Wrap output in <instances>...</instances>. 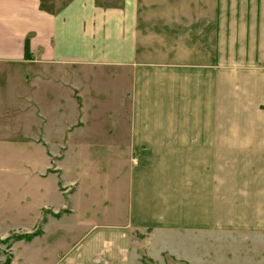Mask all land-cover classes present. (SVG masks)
Returning a JSON list of instances; mask_svg holds the SVG:
<instances>
[{
	"label": "crops",
	"instance_id": "obj_1",
	"mask_svg": "<svg viewBox=\"0 0 264 264\" xmlns=\"http://www.w3.org/2000/svg\"><path fill=\"white\" fill-rule=\"evenodd\" d=\"M56 1L0 0V143L16 114L3 77L15 74L32 89L33 142L49 158L37 176L55 173L50 122L57 86L67 89L78 116L90 107L103 123L95 141L75 147L118 155L111 194L120 196L90 205L69 243L74 207L55 216L40 203L54 216L42 211L39 233L26 242H64L51 264H216L215 236L263 234L264 0ZM98 73L117 80L115 96L82 100V75ZM61 144L66 151L68 140ZM112 200L122 209L109 214ZM183 234L192 248L176 243Z\"/></svg>",
	"mask_w": 264,
	"mask_h": 264
},
{
	"label": "rangeland",
	"instance_id": "obj_2",
	"mask_svg": "<svg viewBox=\"0 0 264 264\" xmlns=\"http://www.w3.org/2000/svg\"><path fill=\"white\" fill-rule=\"evenodd\" d=\"M57 1L54 4L65 0ZM27 65L26 63L22 64L25 69L24 78L29 82L30 78L28 79L26 76H31V74L30 70H26L28 69ZM68 78L69 75H62L59 83H68ZM78 80L80 79L77 77L76 83ZM116 81L112 76L109 78L101 73L89 76L83 74L82 80L79 81L83 85L79 91L83 97L82 100L89 101L92 97L94 99L97 97V93L102 95L100 97L103 98L100 99L108 98V94L114 97L115 92L112 89ZM3 82H9L8 88L4 91L6 105L10 111L15 107L16 114L14 121L7 118L6 126L3 128V141L0 143V182L3 183L0 185V264H51L55 260L54 258L60 256L61 245L64 242L69 243L82 230L84 224H80L81 217L90 205H94L95 209L100 207L101 199L120 196L119 191L111 194V186L114 183V163L118 162L119 158L118 155H105L104 157L95 149H92V153L78 152L79 148L77 149L75 145L83 146L85 142L95 141L97 135H100L103 123L101 118H98L99 112L90 107L87 109L88 112L78 116L75 102L69 98L68 90L57 86L54 98L55 116H51L53 120L50 122L52 137L51 143L48 145L49 150L57 149V152L53 154L56 156L53 161L56 165L51 170L55 173H50L45 178L37 176L38 172L42 173L48 167L49 158L45 154V147L33 142L32 133H35L36 137L38 136L35 132L38 125L34 124L31 109L27 108L28 101L33 95L32 89L31 87H22L15 74L9 76V80L8 77H3ZM11 100H13L12 103ZM50 100L53 101V98ZM8 114L10 115V112ZM78 119H81L84 125L71 128V124H75ZM64 130H67L66 134H63ZM66 140L69 144H66L68 147L64 151L60 149V146ZM58 150L61 151L58 152ZM62 153L63 156L58 158L57 156ZM106 163L113 164L110 172H98V167ZM69 181L70 183H68ZM38 184L39 187H43L40 194L36 193ZM65 191L66 193L71 191V193L65 194ZM40 203L49 205L51 209H57L55 216L65 214L68 216L70 206L75 209V213L65 218L66 224L73 229V232L70 235L63 233L67 238L64 237V242H61V245L58 244L59 247L51 244L52 241H49L52 240L51 238L40 244L26 242L31 240L30 238L17 239L13 236V233H39L40 230L37 227L41 226L42 211L47 217L54 216L49 208H41L42 211H38L37 206ZM63 205L66 207L60 208ZM108 208L109 214L122 209L121 206L117 207L116 201L113 200ZM100 214L98 212V215ZM98 215L97 217H100ZM179 238L176 241L177 244L182 241L187 248H192L194 243H192L190 235L183 234ZM212 241L216 245L213 243L215 246L211 248L210 252H212L213 257H211L217 262L216 264L222 260L229 262L236 257L247 259L249 263L255 259L264 261V233L245 236L217 235ZM189 250L191 251V249ZM202 252L207 251L203 250ZM167 264H172L168 257Z\"/></svg>",
	"mask_w": 264,
	"mask_h": 264
},
{
	"label": "trees",
	"instance_id": "obj_3",
	"mask_svg": "<svg viewBox=\"0 0 264 264\" xmlns=\"http://www.w3.org/2000/svg\"><path fill=\"white\" fill-rule=\"evenodd\" d=\"M13 234H14L13 236H15V238H17V239H19V238H28L29 239L35 235V233H21V234L13 233Z\"/></svg>",
	"mask_w": 264,
	"mask_h": 264
}]
</instances>
